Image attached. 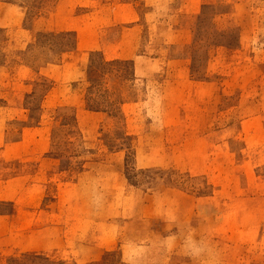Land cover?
<instances>
[{
	"label": "rangeland",
	"instance_id": "rangeland-1",
	"mask_svg": "<svg viewBox=\"0 0 264 264\" xmlns=\"http://www.w3.org/2000/svg\"><path fill=\"white\" fill-rule=\"evenodd\" d=\"M0 264H264V0H0Z\"/></svg>",
	"mask_w": 264,
	"mask_h": 264
},
{
	"label": "trees",
	"instance_id": "trees-1",
	"mask_svg": "<svg viewBox=\"0 0 264 264\" xmlns=\"http://www.w3.org/2000/svg\"><path fill=\"white\" fill-rule=\"evenodd\" d=\"M45 38L59 40L56 42H52L53 45L58 47V49L56 48L55 50H57L59 53L65 51V50H70L71 48L74 47V45L76 43L75 36L71 31H63L61 33L39 32V33H37L36 44H38V42L42 43V40H44ZM110 62H112V63L114 62V63L119 64V65L127 64L126 61H120V60H114V61H110ZM110 62L103 60L100 56H98L97 53H95L93 55L92 60H91L89 74L93 75V76H97V75L100 76V75H103V74L109 72V70H108L109 64H112ZM96 98L97 97H95V98L91 97L90 99L93 102L96 101L95 103L97 105L102 106V108H103L105 104H102L103 102H97ZM104 103H108L107 100H104ZM93 107L98 108V106H93ZM61 126L67 127L68 130H69V128L73 129L75 127V119L70 117V116H63ZM58 136L59 135H56V141L54 142V144L56 145V146L54 145L56 149L60 148V141L57 140ZM68 144H70V143L68 142ZM64 151H66V149H62V151L59 153V156H64V154H63Z\"/></svg>",
	"mask_w": 264,
	"mask_h": 264
}]
</instances>
